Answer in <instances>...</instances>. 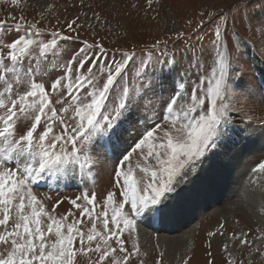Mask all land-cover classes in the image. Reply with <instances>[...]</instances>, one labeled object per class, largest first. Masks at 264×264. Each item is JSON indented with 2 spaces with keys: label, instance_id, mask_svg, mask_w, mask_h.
I'll list each match as a JSON object with an SVG mask.
<instances>
[{
  "label": "snow or ice",
  "instance_id": "snow-or-ice-1",
  "mask_svg": "<svg viewBox=\"0 0 264 264\" xmlns=\"http://www.w3.org/2000/svg\"><path fill=\"white\" fill-rule=\"evenodd\" d=\"M209 19L213 27L208 47L193 51L184 71L189 79L179 85V91L173 88L167 101L155 91L157 69L151 54L137 64L135 53L124 52L108 63L100 43L84 41L82 47L68 52L58 40L78 37L53 32L45 41L38 39L41 32L35 23L22 32L21 23L0 21V264H77L78 255L90 253L97 256L92 264H105L109 258L112 264H128L139 253L138 246L134 252L126 249L124 233L135 231L140 219L163 220L170 211L169 201L175 199L172 194L179 195L180 185L228 137L231 113L236 110L230 103L231 78L237 75L232 72L236 42L228 33L226 17ZM77 20L67 23L70 32L85 26ZM257 27L264 33V19ZM197 39L203 41L204 36ZM62 52L66 62L50 66L48 54ZM175 65V58L163 62L161 87L165 67L171 73ZM157 99L161 101L158 112L169 127L155 123L130 150L117 155L124 126L137 111L147 112L150 107L157 111ZM20 121L30 122L23 132ZM106 146H111L115 157L113 183L123 199L117 203L116 193L109 191L101 212L95 210V194L69 199L79 218L71 210L56 215L63 201L47 210L33 186L42 180L67 184L78 177L81 181L94 178L98 156L108 158ZM134 153L144 162L136 165L143 173L137 178L129 166ZM253 171L264 173V162ZM81 200L86 203H78ZM125 205H130L127 212ZM85 218L92 221L87 230L82 227ZM96 221H101L102 231ZM117 251L124 254L122 259H116Z\"/></svg>",
  "mask_w": 264,
  "mask_h": 264
},
{
  "label": "rangeland",
  "instance_id": "rangeland-1",
  "mask_svg": "<svg viewBox=\"0 0 264 264\" xmlns=\"http://www.w3.org/2000/svg\"><path fill=\"white\" fill-rule=\"evenodd\" d=\"M245 4L250 7L243 8ZM222 15L227 18L231 40L236 42L232 72L237 75L231 78L234 93L230 101L236 110L231 113L228 137L222 146L208 154L197 172L180 185L179 195L172 194L175 199L169 201L170 211L163 220L140 219L135 231L130 235L124 233L122 239L129 252L135 251L134 246L139 247V253L132 255L128 264H185V261L187 264H209V261L212 264H264V173L253 171L264 162V33L257 27L264 19V0H151V3L149 0H18L16 4L12 0H0V21L21 23L22 32L35 23L41 32L38 39L48 41L53 32L78 37L68 42L58 40L61 48L68 52L87 41L103 45L104 59L108 63L119 60L124 52L135 53L137 64L151 54V64L157 69V78H153L155 91L164 101L168 100L173 88L179 91V85L189 79L184 71L188 69L193 51L208 47L213 27L209 17L218 19ZM77 17V24L85 26L70 32L66 25ZM198 35L204 36V40L199 41ZM93 51L99 52L98 49ZM172 58L176 61L175 70L168 73L165 67L161 87L159 69L164 61ZM66 59L63 52L61 55L48 54L50 66L62 65ZM55 71L59 73L61 69ZM191 79L194 81L195 77ZM180 102L178 100V104ZM160 103V99L155 101L157 111L151 107L147 112L137 111L132 121L124 126L117 155L130 150L141 134L155 123L169 127L158 112ZM145 116L150 118L145 119ZM28 123L20 121V132L25 131ZM248 135H253L254 142L247 140ZM106 147L108 158L102 154L98 156L94 178L81 181L78 177L67 184L42 180L33 186L47 210L50 211L57 201H63L56 215L71 210L79 218V212L69 199L95 194L96 212L104 210L109 191L116 193L117 203L123 199L119 195L120 188L113 183L115 157L111 146ZM137 163L143 165L144 162L134 153L129 162L134 178L143 176L136 168ZM188 193L191 196H187ZM246 194L249 198L241 201ZM129 208L130 205H125L124 211ZM68 219L70 222L73 217ZM167 221L175 226L166 230ZM91 223L85 218L82 227L87 230ZM96 224L102 231L101 221ZM212 232L217 235L210 236ZM241 239L248 243L242 245ZM113 247H116L114 243ZM115 256L122 259L124 254L117 251ZM96 259L95 253L80 254L77 264H92ZM105 264H112L111 258Z\"/></svg>",
  "mask_w": 264,
  "mask_h": 264
},
{
  "label": "bare ground",
  "instance_id": "bare-ground-1",
  "mask_svg": "<svg viewBox=\"0 0 264 264\" xmlns=\"http://www.w3.org/2000/svg\"><path fill=\"white\" fill-rule=\"evenodd\" d=\"M247 132H249V130H247ZM255 133V132H254ZM260 133V132H259ZM256 134V133H255ZM255 134H253L254 136H255ZM252 135V136H253ZM252 136H250V135H248L247 136V140L251 143V142H254V140H255V138H253V139H251L252 138ZM200 191H203V190H200ZM206 193V192H205ZM191 196L190 195V193H188L187 194V196ZM208 195V194H207ZM182 197V196H181ZM249 197H248V195L246 194V195H243L242 196V198H241V201H243V202H246V200L248 199ZM173 217V216H172ZM172 217H171V219H172ZM171 221H167L166 223H165V228H166V230H169L168 228H170V227H174L175 226V224L173 225V224H171L170 223ZM173 223H174V221H173ZM169 224V225H168ZM171 224V225H170ZM145 226L147 227V228H149V226H147L146 224H145ZM188 240V239H187Z\"/></svg>",
  "mask_w": 264,
  "mask_h": 264
},
{
  "label": "trees",
  "instance_id": "trees-1",
  "mask_svg": "<svg viewBox=\"0 0 264 264\" xmlns=\"http://www.w3.org/2000/svg\"><path fill=\"white\" fill-rule=\"evenodd\" d=\"M253 56H254V55H253ZM257 61H258V59H257ZM261 66H262V65H261ZM259 73H260V71H259ZM260 74H262V73H260ZM262 83H263V85H264V79H263Z\"/></svg>",
  "mask_w": 264,
  "mask_h": 264
}]
</instances>
